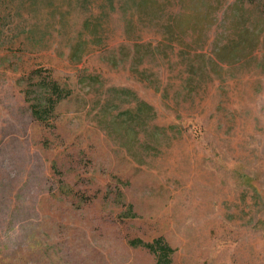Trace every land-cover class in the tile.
<instances>
[{"label":"rangeland","instance_id":"obj_1","mask_svg":"<svg viewBox=\"0 0 264 264\" xmlns=\"http://www.w3.org/2000/svg\"><path fill=\"white\" fill-rule=\"evenodd\" d=\"M256 17L240 0H0V264H155L130 243L157 239L172 264H264ZM53 81L67 96L38 121Z\"/></svg>","mask_w":264,"mask_h":264},{"label":"trees","instance_id":"obj_2","mask_svg":"<svg viewBox=\"0 0 264 264\" xmlns=\"http://www.w3.org/2000/svg\"><path fill=\"white\" fill-rule=\"evenodd\" d=\"M243 4H248L249 8L256 9L258 11V17H256V28L261 27V32H263L264 29V0H240ZM252 14L249 15V18H252ZM93 30L98 29L97 26L93 25ZM255 28V29H256ZM253 29L251 31V36L257 38V31ZM97 34V31L95 32ZM264 43V41H263ZM76 54V53H75ZM44 92L42 94L43 98L42 101H39L40 104H42L43 111H39L38 109H32V115L33 117L41 121L42 114L50 115L52 110L54 111L55 106L67 96V93H64L62 89L59 88V86L53 81V85L50 87V89L45 92V89H43ZM151 110V108H149ZM133 246H141L144 249H147L150 253H153L156 261L155 264H172L171 261V255L173 254V249L169 245H167L162 239H157L154 242L150 244L142 243L141 241H133L130 243Z\"/></svg>","mask_w":264,"mask_h":264}]
</instances>
